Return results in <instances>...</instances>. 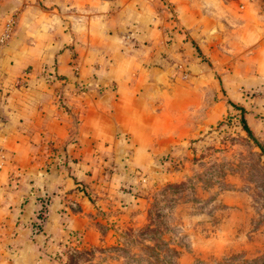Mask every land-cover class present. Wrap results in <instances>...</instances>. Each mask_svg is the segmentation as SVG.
<instances>
[{"label":"crops","instance_id":"obj_1","mask_svg":"<svg viewBox=\"0 0 264 264\" xmlns=\"http://www.w3.org/2000/svg\"><path fill=\"white\" fill-rule=\"evenodd\" d=\"M10 18L0 42V264H53L87 226L81 181L117 159L147 164L150 149L198 131L219 96L210 67L233 57L264 75V0H0V36ZM71 81L85 90L73 93Z\"/></svg>","mask_w":264,"mask_h":264},{"label":"rangeland","instance_id":"obj_2","mask_svg":"<svg viewBox=\"0 0 264 264\" xmlns=\"http://www.w3.org/2000/svg\"><path fill=\"white\" fill-rule=\"evenodd\" d=\"M235 62L210 67L219 96L205 102L198 131L150 149L147 164L117 159L81 181L87 226L53 264H264V75ZM174 69L188 77L184 63Z\"/></svg>","mask_w":264,"mask_h":264},{"label":"built area","instance_id":"obj_3","mask_svg":"<svg viewBox=\"0 0 264 264\" xmlns=\"http://www.w3.org/2000/svg\"><path fill=\"white\" fill-rule=\"evenodd\" d=\"M14 24H15V21L13 18H10L7 21L4 31L2 35L0 36V42H3L10 37L11 32L13 31ZM40 221H42V219Z\"/></svg>","mask_w":264,"mask_h":264},{"label":"trees","instance_id":"obj_4","mask_svg":"<svg viewBox=\"0 0 264 264\" xmlns=\"http://www.w3.org/2000/svg\"><path fill=\"white\" fill-rule=\"evenodd\" d=\"M241 120H242V122H243V124H244V127H245V120H244V117H242V118H241ZM245 128H246V130H248V131H249V129H248V127H247V126H246Z\"/></svg>","mask_w":264,"mask_h":264}]
</instances>
